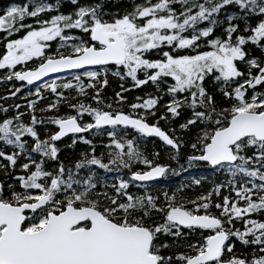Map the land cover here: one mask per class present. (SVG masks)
Returning a JSON list of instances; mask_svg holds the SVG:
<instances>
[{"label":"snow or ice","instance_id":"1","mask_svg":"<svg viewBox=\"0 0 264 264\" xmlns=\"http://www.w3.org/2000/svg\"><path fill=\"white\" fill-rule=\"evenodd\" d=\"M110 2L0 10V264H264V0Z\"/></svg>","mask_w":264,"mask_h":264},{"label":"trees","instance_id":"2","mask_svg":"<svg viewBox=\"0 0 264 264\" xmlns=\"http://www.w3.org/2000/svg\"><path fill=\"white\" fill-rule=\"evenodd\" d=\"M27 2H28V0H0V10L4 9L6 6H10L11 4H21L22 5V4L27 3ZM46 2L56 4L57 0H46ZM125 7H127V0H121V2H119V3H115V0H112V2H110L106 6V9H109L111 11H118V10L123 11V9ZM71 10H72V5L69 3V0H62L61 11L64 13H68ZM0 14H2V13H0ZM109 81H110L109 86L104 90V95L107 98L109 103H112V98L115 96V93L120 91V84L121 83H125L126 87H131V81L130 80H128L127 82H121L118 80V78L112 77L110 75ZM11 85L12 84H7V86H5V84L0 83V95H8V92L6 91V87L9 88ZM16 86H19L18 82L16 83ZM206 86L210 88L211 84L208 83ZM148 93H154V89L150 85L145 86L143 89H135L131 92H126V93H124V95L127 97L128 101H134L135 97L137 95L145 96ZM166 100H167V97H165V101ZM13 102L23 103L22 101H18V100L13 101L10 99L7 101V104L5 106L10 105ZM163 103H164V101H161V104H163ZM0 104H5V101L0 100ZM65 111H67V109L62 107L60 114L63 115ZM125 111H128V109L125 108ZM0 115H2V113H0ZM9 115H11V113H9ZM37 115H39V113H37ZM85 119H88V117H85ZM151 122L154 123L155 121L153 120ZM160 123H161L162 129L165 131H168V125L166 124V122L161 121ZM47 128L51 131L57 130L54 125H47ZM177 130H178V125H177ZM41 135H42V137H46V135H47V133L43 130V128L41 129ZM85 135H87V134H85ZM89 138H91V137H89ZM148 139H149V142L146 146L147 152L151 153L153 150L160 151L161 152V159H160L161 163H170L173 168H177V169L179 168L178 164L168 160L167 153L164 152L163 147H162V143L157 138L153 137V138H148ZM104 141L105 142L107 141V137H104ZM152 141H155V143H153ZM57 143H58V146L61 148V152L59 153L60 158L62 160H65V161L76 159L78 157L79 153L87 147L83 144H77L74 148L67 147L66 145L71 143V139L69 137H66L62 141L57 142ZM95 143L97 145V151H99L100 150L99 149L100 139L99 138L95 139ZM180 163L183 164L184 160L181 159ZM138 167H140V166H138ZM203 176H208L209 181L211 179H213L209 174V170L205 169V168L191 169L189 172H183L179 176L169 175L167 180H161V181H158L156 183L158 185L157 190L175 189V188L179 187L180 185L190 183L193 178L199 179ZM209 186H210L209 182L205 181L204 182V188L207 189ZM133 191H136V190L133 189ZM199 191H201V189L196 188L195 186L187 189L188 194L191 196H195ZM153 194H156L155 191L153 192ZM161 199H162V197H161Z\"/></svg>","mask_w":264,"mask_h":264},{"label":"water","instance_id":"3","mask_svg":"<svg viewBox=\"0 0 264 264\" xmlns=\"http://www.w3.org/2000/svg\"><path fill=\"white\" fill-rule=\"evenodd\" d=\"M76 71H84V69L71 70V71L64 72V73L52 74V76L44 78V81L49 80V79H52V78L57 77V76H60V75L70 74V73H73V72H76Z\"/></svg>","mask_w":264,"mask_h":264},{"label":"rangeland","instance_id":"4","mask_svg":"<svg viewBox=\"0 0 264 264\" xmlns=\"http://www.w3.org/2000/svg\"><path fill=\"white\" fill-rule=\"evenodd\" d=\"M19 67V66H18ZM83 73V72H82ZM82 73H74V74H70V75H68V76H60V77H57V78H67V79H71L74 75H82ZM9 84H11V83H9ZM12 87V85L9 87V88H11ZM26 91V90H25ZM17 101V100H16ZM19 101V100H18Z\"/></svg>","mask_w":264,"mask_h":264},{"label":"bare ground","instance_id":"5","mask_svg":"<svg viewBox=\"0 0 264 264\" xmlns=\"http://www.w3.org/2000/svg\"><path fill=\"white\" fill-rule=\"evenodd\" d=\"M66 138V137H65ZM64 139V138H63Z\"/></svg>","mask_w":264,"mask_h":264}]
</instances>
